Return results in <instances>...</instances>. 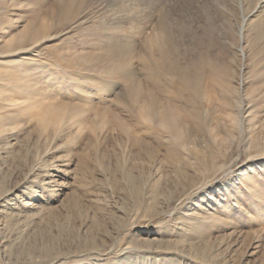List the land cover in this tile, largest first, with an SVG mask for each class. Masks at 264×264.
<instances>
[{
	"label": "rangeland",
	"instance_id": "rangeland-1",
	"mask_svg": "<svg viewBox=\"0 0 264 264\" xmlns=\"http://www.w3.org/2000/svg\"><path fill=\"white\" fill-rule=\"evenodd\" d=\"M0 264H264V0H0Z\"/></svg>",
	"mask_w": 264,
	"mask_h": 264
},
{
	"label": "bare ground",
	"instance_id": "bare-ground-1",
	"mask_svg": "<svg viewBox=\"0 0 264 264\" xmlns=\"http://www.w3.org/2000/svg\"><path fill=\"white\" fill-rule=\"evenodd\" d=\"M238 3H239V5H242V0H238ZM244 21H246V19H244ZM169 26H168V23H167V21H166V19L164 18V17H162V19H161V22H160V31L162 32V31H165L166 30V28H168ZM242 33H243V29H241V35H242ZM54 168V167H53ZM42 169H44V168H42ZM41 169V170H42ZM45 170V169H44ZM44 172V171H43ZM46 173V172H45ZM56 173V172H55ZM51 175H53V174H51ZM48 176V175H47ZM44 183V182H43ZM56 183V182H55ZM50 184H52V183H50ZM28 205V204H27ZM30 206V205H29ZM33 206V205H32ZM192 214V213H191ZM187 215H189V214H187ZM210 216V215H209ZM192 217H194V216H192ZM191 216L189 217V218H192ZM205 219V218H204ZM188 220V219H187ZM190 220V219H189ZM128 248V247H127Z\"/></svg>",
	"mask_w": 264,
	"mask_h": 264
}]
</instances>
